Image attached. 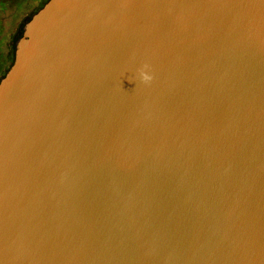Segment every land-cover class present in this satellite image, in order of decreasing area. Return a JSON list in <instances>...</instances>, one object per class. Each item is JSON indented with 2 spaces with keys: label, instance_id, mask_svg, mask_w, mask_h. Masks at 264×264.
Returning <instances> with one entry per match:
<instances>
[{
  "label": "water",
  "instance_id": "95a60500",
  "mask_svg": "<svg viewBox=\"0 0 264 264\" xmlns=\"http://www.w3.org/2000/svg\"><path fill=\"white\" fill-rule=\"evenodd\" d=\"M0 264H264V0L32 14L0 78Z\"/></svg>",
  "mask_w": 264,
  "mask_h": 264
},
{
  "label": "rangeland",
  "instance_id": "374dc122",
  "mask_svg": "<svg viewBox=\"0 0 264 264\" xmlns=\"http://www.w3.org/2000/svg\"><path fill=\"white\" fill-rule=\"evenodd\" d=\"M47 0H0V78L14 60L25 22Z\"/></svg>",
  "mask_w": 264,
  "mask_h": 264
},
{
  "label": "clouds",
  "instance_id": "9594fccd",
  "mask_svg": "<svg viewBox=\"0 0 264 264\" xmlns=\"http://www.w3.org/2000/svg\"><path fill=\"white\" fill-rule=\"evenodd\" d=\"M142 77H143V79H144L145 81H148V80L150 79V77H149L148 75L143 74V73H142Z\"/></svg>",
  "mask_w": 264,
  "mask_h": 264
},
{
  "label": "trees",
  "instance_id": "16d2710c",
  "mask_svg": "<svg viewBox=\"0 0 264 264\" xmlns=\"http://www.w3.org/2000/svg\"><path fill=\"white\" fill-rule=\"evenodd\" d=\"M42 6H43V5H42ZM42 6H41V7H42ZM41 7H40V8H41ZM6 71H7V70H6ZM4 74H5V72H4L2 75H4Z\"/></svg>",
  "mask_w": 264,
  "mask_h": 264
},
{
  "label": "flooded vegetation",
  "instance_id": "af4514ba",
  "mask_svg": "<svg viewBox=\"0 0 264 264\" xmlns=\"http://www.w3.org/2000/svg\"><path fill=\"white\" fill-rule=\"evenodd\" d=\"M3 76V75H2Z\"/></svg>",
  "mask_w": 264,
  "mask_h": 264
}]
</instances>
